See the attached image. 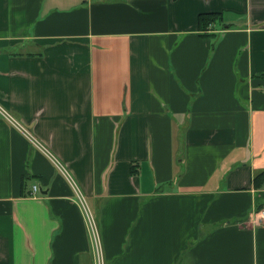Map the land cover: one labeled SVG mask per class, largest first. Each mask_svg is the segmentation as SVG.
<instances>
[{
  "label": "crops",
  "instance_id": "0c3cea01",
  "mask_svg": "<svg viewBox=\"0 0 264 264\" xmlns=\"http://www.w3.org/2000/svg\"><path fill=\"white\" fill-rule=\"evenodd\" d=\"M43 148L105 264H264V0H0V264H96Z\"/></svg>",
  "mask_w": 264,
  "mask_h": 264
},
{
  "label": "built area",
  "instance_id": "2783aa9c",
  "mask_svg": "<svg viewBox=\"0 0 264 264\" xmlns=\"http://www.w3.org/2000/svg\"><path fill=\"white\" fill-rule=\"evenodd\" d=\"M4 114L6 115V117L12 121L13 123H15V120H13V118H11L8 114H6L4 112ZM18 127H20V125H18ZM22 130H24V128L21 127ZM26 133V131H25ZM30 140L36 145L39 146L40 143L30 134H28ZM43 151L45 152V154H47L48 156H51V159L53 160V162L55 163L56 167L59 169V171H61V173L69 180V182L73 185V187L75 188V192L77 193V197L78 200L85 212V216L87 219V224H88V228H89V233H90V238H91V242L93 245V250H94V254H95V261L96 264H105L104 262V258H103V250H102V243H101V235H100V231H99V227L97 225V222L95 220L94 215L92 214V212L90 211L89 207L87 206L84 198L77 192V188L76 185L71 177V175L69 174V172L67 171V169L65 168V166L56 158H54L49 151L46 148H43ZM38 186H34V192L38 191ZM256 217V222L262 226H264V208L260 209L256 212L255 214Z\"/></svg>",
  "mask_w": 264,
  "mask_h": 264
},
{
  "label": "trees",
  "instance_id": "16d2710c",
  "mask_svg": "<svg viewBox=\"0 0 264 264\" xmlns=\"http://www.w3.org/2000/svg\"><path fill=\"white\" fill-rule=\"evenodd\" d=\"M223 20V15L219 13H202L198 16L199 30L207 31L209 27ZM260 177H262L260 175ZM259 177V178H260Z\"/></svg>",
  "mask_w": 264,
  "mask_h": 264
}]
</instances>
